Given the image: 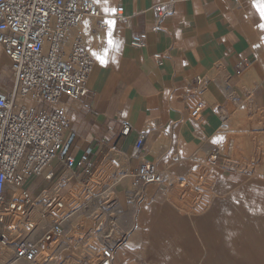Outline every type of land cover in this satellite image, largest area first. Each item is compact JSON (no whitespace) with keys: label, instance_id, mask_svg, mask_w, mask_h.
I'll return each instance as SVG.
<instances>
[{"label":"crops","instance_id":"crops-1","mask_svg":"<svg viewBox=\"0 0 264 264\" xmlns=\"http://www.w3.org/2000/svg\"><path fill=\"white\" fill-rule=\"evenodd\" d=\"M168 1L100 0L97 3L108 21H114L112 9L118 5L128 21L123 24L114 21L107 29L93 27L89 31L84 44L93 52L96 40H102V46L96 49L105 63L94 53L87 95L76 101L65 96L60 100L75 133L74 153L91 149L93 165L102 161L112 145L121 155H130L137 137L144 132L143 157L154 158L157 165H166L176 155L191 154L198 167L196 152L213 150L215 146L206 141L221 128L222 118L230 120L223 110L228 101L237 110L244 108L248 117L264 118V28L260 27L264 18L253 0H173L171 12L158 18L156 6L166 7ZM155 25L157 29L151 31ZM140 32L146 38L136 48L131 41ZM157 54L159 62L154 58ZM195 76L207 78L204 95L213 101L209 104L205 97L202 117L197 121L188 114L193 104L190 100L195 97ZM12 85L10 60L0 46V91H9ZM124 121L132 128L126 139L120 138ZM160 131L168 137L167 145L155 138ZM218 161L225 159L220 157ZM235 161L243 166L246 163L244 157ZM168 167L183 169L177 164ZM227 179L224 178V183H229ZM247 187L244 191H248ZM249 187L250 192L258 194L255 198L247 194L240 211L236 206L229 208L222 198L207 213L198 216L165 207L161 211V203L154 204L159 209L157 213L147 212L154 206L151 203H145L138 213L127 205L125 211H119L116 220L127 239L115 261L118 264H221L220 253L224 259L229 255L225 249V232L229 230L232 237L228 242L234 254L237 251L233 240L243 234L240 242L243 255L252 260L251 246L258 242L263 247L264 242V184L258 182ZM228 218L234 221L231 228L226 224ZM212 233L215 238L211 242L212 237L205 235ZM214 242L217 246L213 248ZM262 260L259 259V264Z\"/></svg>","mask_w":264,"mask_h":264},{"label":"built area","instance_id":"built-area-1","mask_svg":"<svg viewBox=\"0 0 264 264\" xmlns=\"http://www.w3.org/2000/svg\"><path fill=\"white\" fill-rule=\"evenodd\" d=\"M172 1L156 6L158 18L171 12ZM111 19L128 21L120 5ZM87 20L97 29L109 27L94 0H0V46L13 75L12 89L0 91V264H118L115 257L127 234L116 221L120 202L115 188H123L126 206L135 211L146 197V186L164 185L169 178V167L142 158L144 132L130 155L113 160L120 153L110 146L102 161L113 165L102 179L92 180L98 165H93L91 149L74 153L75 133L60 100H81L88 93L95 60L82 33L73 34ZM145 38L140 32L132 46L139 48ZM154 58L159 62L158 54ZM194 82V95L202 96L207 78L195 76ZM204 105L205 98L193 103L190 118L199 120ZM131 133L130 124L121 122L120 138ZM215 149L200 167L219 164L221 153ZM31 181L48 186V192L33 197ZM75 185L78 189L71 192ZM194 191L202 193L203 188L195 185ZM31 209L38 217L26 216ZM63 242L77 249L75 260L55 259ZM40 244L49 250L41 262Z\"/></svg>","mask_w":264,"mask_h":264},{"label":"rangeland","instance_id":"rangeland-1","mask_svg":"<svg viewBox=\"0 0 264 264\" xmlns=\"http://www.w3.org/2000/svg\"><path fill=\"white\" fill-rule=\"evenodd\" d=\"M84 23L81 26L75 28L73 30V34H75V32L77 31H80L82 33L81 35L83 36V42L85 43L89 31L93 28L94 21L87 20ZM98 45L102 46V40H96L94 44L93 52L88 50V52L92 54L93 57L95 55L94 53H96L97 54V56H95L96 58L98 57V52L96 49ZM204 94L206 93H203L202 96L200 95L195 96L194 99L190 100V103H195L201 98L206 97L208 99V103L211 104L213 102L211 97H209V95L206 96ZM223 110L224 112L230 115V120L229 117L225 116L226 119L224 120V124L221 126V128H218L217 132L214 135H212V137L208 139L206 142L210 145L215 146L216 149L219 150L221 153L220 156L221 160L225 159V161L219 163L217 166H208V167H205L204 165L200 167L198 163V167H197L195 160L193 162V158L191 157L192 156L191 154L190 156H181V155L174 156L173 160L172 159L167 160L166 165L160 164L158 166L161 168H165L170 165L177 164L179 168L180 166H183V169L177 171L175 170L176 166L175 168L174 167L171 168L172 167L171 166L170 167L171 169H169V178H167V181L164 185L146 186L145 188L146 197L144 198L143 202L139 206H137V209L132 212L138 213L139 209L142 208L145 203L146 204L151 203L152 205L161 203L162 204L160 207L161 211H164L163 207H165L166 209L175 212L178 211L183 214L186 213L190 216H198L207 213L208 210L215 203V201L219 198H222L223 202L229 203L228 206L229 208L233 209L234 206H236L237 209L240 211L241 204H243V202L246 200L245 196L247 194L253 195L254 198L256 197V194H258L256 193L257 191H255V193L250 192L249 189L251 187L249 186H251V184L254 185L258 182L261 183V185L264 184V129L261 128V127L264 128V122L262 121L264 120V118H261L260 116L248 117V115H245L244 113V108L241 109L239 108L237 110L236 105L232 104L230 101H228V103L224 105ZM238 115L240 116L238 117ZM160 137L162 138V141L159 140ZM155 138L158 139V143L163 142L166 145L168 143V137L162 131L158 132ZM214 140H216L215 143L213 142ZM211 151L212 150H206V151L202 149L198 150L196 152L197 153L196 161L203 163L201 161H204L207 158V155ZM150 152L151 154H154L153 150H151ZM243 157L246 159V163L244 166L240 162L235 161L242 159ZM118 158L119 159L122 158V155L113 154L111 159L115 160ZM142 158L149 161L153 160L152 162L155 163L154 158L148 159L146 156L143 157V155ZM227 160L230 162H228ZM131 163L134 164V161H131ZM112 165L113 164L110 161V165L106 167L105 171L101 175H98L96 174L97 172H95L92 180L94 181L97 179L104 178L105 175H107L108 169H110ZM228 177L231 178L229 181L227 179ZM224 178L227 179L226 181H228L229 183H224ZM170 181L172 182V185L168 186ZM126 182H129V180L127 179ZM181 184H183V186H181ZM195 185H199L201 188H203V192L196 193V191H194ZM70 186L71 184L66 185L63 187V189L65 188V190L67 191V189H69ZM247 186L249 187V189ZM246 187L248 191H244ZM47 188L48 186L46 187V189ZM43 189H44V185H40L38 188L35 189L33 194L34 195L39 194ZM77 189H78V185H75L72 188L71 192H74ZM122 189H123L122 187L115 188L116 192L114 196H116L120 202L119 204L120 208L118 206L117 211L118 208L121 209L122 211H125L127 208L125 204L124 192ZM217 193H220V195L222 196L218 195ZM199 196H201V198H199ZM243 208L245 209L244 206ZM147 212L157 213L159 212V209L156 208V206L154 205L149 210H147ZM143 213L144 212L140 210V214L143 215ZM28 215L30 216L34 215L35 217L36 216L38 217V215L35 214L34 209H31L29 214H26V216ZM233 222H234L233 219L228 218L226 224H228L229 228H231V226H233ZM241 233L243 232L241 231L240 235ZM225 234H227L225 238L227 242L225 244V249L228 250L229 255L227 259H224L222 256L223 253H220L222 258L221 264H259L260 258L263 259L262 264H264V242L261 243L263 244V247L258 242L257 244H253L251 246L250 249L253 257L251 260V258L248 257L247 255L246 256L243 255V246L240 243L243 234L241 235L240 238L238 237L239 238L238 240L234 241L232 239L233 243L235 242V246L233 245L232 246L236 247L235 250L237 251V254H234L233 249H231L230 247L231 244L230 242H228V240H231L232 233L229 230L226 231ZM225 234L223 235L225 236ZM205 237L207 238L212 237L211 242L215 238L213 233L205 235ZM233 238H235V235L233 236ZM215 241L217 240L215 239ZM58 246L59 247L55 251L56 260H59L62 257L70 261L75 260L77 258L78 256L76 254L77 249L70 247L65 242L60 243ZM214 246H217L216 242L212 244L213 248ZM213 250L215 251V249ZM223 259L229 262L224 263Z\"/></svg>","mask_w":264,"mask_h":264},{"label":"bare ground","instance_id":"bare-ground-1","mask_svg":"<svg viewBox=\"0 0 264 264\" xmlns=\"http://www.w3.org/2000/svg\"><path fill=\"white\" fill-rule=\"evenodd\" d=\"M85 24V23H84ZM78 32V31H77ZM77 32H75V33H77ZM88 51V50H87ZM92 55V54H91ZM94 58V57H93ZM141 158V157H140ZM98 166L96 167V169H95V172H97L96 174H98V175H101L104 171H105V169H106V167H108V165H110V160H108V159H104L101 163H99V164H97ZM94 172V173H95ZM127 180V179H126ZM32 183H31V189H33V192L35 191V189L36 188H38V187H36V184H37V182H35V181H31ZM151 185H154V184H151ZM59 187V183H57V184H54V187H53V191H55V189H57ZM146 188V187H145ZM46 192H48V189H43L39 194H36V195H34L33 194V197H37V196H39L40 194L41 195H43V194H45ZM9 193L10 194H15V190L14 191H12V190H10L9 191ZM120 208V207H119ZM118 208V211H117V208H116V218L118 217V213H120L119 211L121 210V209H119ZM180 209V208H179ZM77 221H79V220H77ZM85 221V220H84ZM118 224V223H117ZM35 236L37 237L36 239L37 240H39V238H40V235H38V233L36 234L35 233ZM42 247V250H41V252H40V254H39V256H38V259H39V261L41 262L43 259H45L46 257H47V255H48V252H49V250H47V248L43 245V244H40ZM53 264V263H52Z\"/></svg>","mask_w":264,"mask_h":264},{"label":"snow or ice","instance_id":"snow-or-ice-1","mask_svg":"<svg viewBox=\"0 0 264 264\" xmlns=\"http://www.w3.org/2000/svg\"><path fill=\"white\" fill-rule=\"evenodd\" d=\"M99 2H100V0H97V3H99ZM253 2H254L255 7H256L257 10H258L260 16H261L262 18H264V0H253ZM104 10H105V11H108L107 8H105ZM112 11L114 12L115 9H112ZM107 23H108L109 25H113V24H114V21L109 20V21H107ZM260 27H261V28H264V24H261ZM108 42H109V44L112 43L111 40H109ZM97 58L100 60L101 63H105V60H104L103 57H97ZM220 139H222V138H220ZM213 142L215 143L216 140H214Z\"/></svg>","mask_w":264,"mask_h":264}]
</instances>
